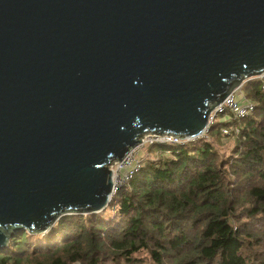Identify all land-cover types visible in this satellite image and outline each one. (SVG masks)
Listing matches in <instances>:
<instances>
[{
    "label": "water",
    "instance_id": "95a60500",
    "mask_svg": "<svg viewBox=\"0 0 264 264\" xmlns=\"http://www.w3.org/2000/svg\"><path fill=\"white\" fill-rule=\"evenodd\" d=\"M264 73V0H0V251L99 213L149 133L197 138Z\"/></svg>",
    "mask_w": 264,
    "mask_h": 264
},
{
    "label": "trees",
    "instance_id": "16d2710c",
    "mask_svg": "<svg viewBox=\"0 0 264 264\" xmlns=\"http://www.w3.org/2000/svg\"><path fill=\"white\" fill-rule=\"evenodd\" d=\"M242 93L256 109L230 123L241 130L230 155L220 123L183 147L149 146L105 210L63 216L46 233L17 232L0 264H264L261 81Z\"/></svg>",
    "mask_w": 264,
    "mask_h": 264
},
{
    "label": "built area",
    "instance_id": "2783aa9c",
    "mask_svg": "<svg viewBox=\"0 0 264 264\" xmlns=\"http://www.w3.org/2000/svg\"><path fill=\"white\" fill-rule=\"evenodd\" d=\"M257 78L261 81L262 89H264V73ZM243 85L235 89L223 103L215 108V110L210 115L207 130L200 137L181 138L168 134L149 133L141 138V142L135 148L131 149L122 161L113 162L110 165V169L113 174V193L111 200L116 192L119 189L126 187L133 176L142 169V153L147 147L155 145H173L183 147L188 142L205 137V133L207 134L210 128L216 123L226 124V126L221 129L222 133L225 135H229L230 133V135L238 136L241 130L238 126H232L230 123L236 119H244L245 117L252 115L256 109L255 103L248 100V98H246V96L242 93ZM171 155L172 154L167 151L165 157L169 158ZM116 166H118L120 169H116Z\"/></svg>",
    "mask_w": 264,
    "mask_h": 264
},
{
    "label": "rangeland",
    "instance_id": "374dc122",
    "mask_svg": "<svg viewBox=\"0 0 264 264\" xmlns=\"http://www.w3.org/2000/svg\"><path fill=\"white\" fill-rule=\"evenodd\" d=\"M243 95V94H242ZM230 132H231V130H230ZM223 134V143H224V138H227V139H225V142H226V144H227V150H226V154H224V155H230L229 154V152H230V149H232V147H234V145H235V141H233V139H232V137H234L233 135H230V133H229V135H225L224 133H222ZM205 136H207V134L205 133ZM198 140V139H197ZM194 141V140H193ZM148 148V147H147ZM147 148L146 149H144L143 150V153H142V157H145L146 156V154H147ZM160 155V154H159ZM116 169H120L118 166H116L115 167ZM125 188V187H124Z\"/></svg>",
    "mask_w": 264,
    "mask_h": 264
}]
</instances>
